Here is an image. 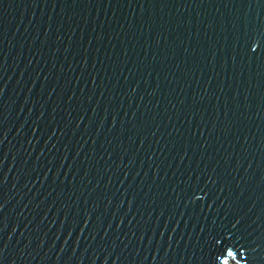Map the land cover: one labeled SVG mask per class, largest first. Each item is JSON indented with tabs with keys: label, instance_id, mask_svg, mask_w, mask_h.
Masks as SVG:
<instances>
[{
	"label": "water",
	"instance_id": "95a60500",
	"mask_svg": "<svg viewBox=\"0 0 264 264\" xmlns=\"http://www.w3.org/2000/svg\"><path fill=\"white\" fill-rule=\"evenodd\" d=\"M0 264H264V0H0Z\"/></svg>",
	"mask_w": 264,
	"mask_h": 264
}]
</instances>
